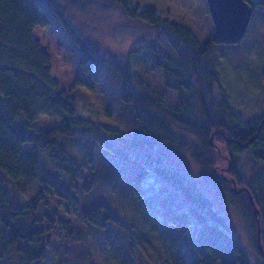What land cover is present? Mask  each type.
<instances>
[{"label":"trees","instance_id":"obj_1","mask_svg":"<svg viewBox=\"0 0 264 264\" xmlns=\"http://www.w3.org/2000/svg\"><path fill=\"white\" fill-rule=\"evenodd\" d=\"M168 1L192 8L197 0ZM248 1L253 13L264 10V0ZM92 4L102 11L119 6L130 20L151 26L166 39L178 60L166 56L155 38L145 46L154 54L151 68H163V84L176 91L174 104L141 72L131 69L126 55H100L83 35L74 16ZM40 24L70 38L67 51L75 69L110 90L126 128L78 114L73 97L49 86V55L38 48L32 35ZM215 43H219L215 33L201 41L191 26L171 20L156 7H141L130 0H0V264H11L13 253L18 264H40L45 259L49 238L58 231V211L46 209L51 191L67 202L82 223L100 229L111 224L127 227L108 205L79 210L72 189H63L40 165L38 149L47 151L52 169L71 180L82 179L83 162L93 164L99 148L132 166L134 192L140 196L154 192L172 224L180 229L199 225L202 261L198 264H264L257 238L260 218L264 250V114L251 118L232 106L220 79ZM81 80L86 82V76ZM42 115L59 118V122L39 129L36 121ZM60 136L88 146L84 161L59 142ZM163 144L189 149L192 161L206 177L220 182L221 190L231 183L222 175L218 178L215 166L223 169L220 161L229 162L227 171L237 184L245 185L229 195L246 221L256 263L228 231L226 217L197 180L167 161L160 149ZM245 153L252 163L248 172L241 166ZM35 187L39 188L37 195L25 201L26 191ZM252 201L260 210L258 215ZM59 235L62 255L81 264H96L75 230ZM183 253L174 255L176 264H196Z\"/></svg>","mask_w":264,"mask_h":264},{"label":"rangeland","instance_id":"obj_2","mask_svg":"<svg viewBox=\"0 0 264 264\" xmlns=\"http://www.w3.org/2000/svg\"><path fill=\"white\" fill-rule=\"evenodd\" d=\"M130 1L141 7H156L171 20L191 26L201 41L209 40L215 33L207 0H197L192 8L168 0ZM74 17L83 35L100 55H126L133 71L141 72L155 89L165 94L169 103H175L176 91L163 84V68H151L154 54L151 48L145 46L155 38L159 49L166 56L178 60L174 49L163 36L157 35L151 26L139 20L131 21L119 6L102 11L100 7L92 4L83 11L76 12ZM32 35L38 42V48L49 55L51 71L48 84L52 89L64 91L73 97L78 114L114 127H127L118 114V101L111 99L110 90L103 89L94 78L75 69L73 59L67 51L71 45L70 38L64 33L54 34L45 24L35 27ZM214 52L218 58L220 79L229 94L232 106L248 117L261 118L264 114V10L257 9L253 13L247 34L240 42L215 43ZM84 76L86 82L81 80ZM58 122L59 118L42 115L36 121V127L46 130ZM59 142L68 146L75 157L84 161L87 145L65 136H60ZM160 149L170 164L189 172L197 180L214 206L226 217L228 231L256 263L254 244L246 221L229 195L231 191L237 193L233 189L234 181L237 188L245 185L237 184L235 177L227 171L229 162L220 161L224 173L223 169L215 166L218 178L222 175V178L231 183L221 190L220 182L206 177L200 165L192 161L189 149L170 144H163ZM38 154L40 165L46 167L50 178L63 189H72L79 210L105 204L127 225L126 228H119L111 224L100 229L82 223L67 202L51 191L52 198L46 209L58 211L59 215L55 217L58 231L54 230L49 238L45 248L46 257L40 264H81L75 258L61 254L63 239L59 234L65 235L70 229L83 237L96 264H176L174 255L177 252H184L183 255L193 263L202 261L199 225L196 228L189 226L188 230L180 229L163 215L162 202L154 192L137 195L131 179L133 168L124 159L99 148L95 152L93 164L83 162V178L71 180L63 172L51 168L47 151L38 149ZM251 165L247 154H243V169L248 172ZM38 192V187L29 189L23 198L25 201L30 200ZM10 257L11 264H18L19 258L16 254L13 253Z\"/></svg>","mask_w":264,"mask_h":264},{"label":"water","instance_id":"obj_3","mask_svg":"<svg viewBox=\"0 0 264 264\" xmlns=\"http://www.w3.org/2000/svg\"><path fill=\"white\" fill-rule=\"evenodd\" d=\"M210 15L215 27L216 39L221 43H238L247 33L253 15V6L248 0H207ZM234 181V180H233ZM245 187L237 188L234 181L233 189L238 193ZM255 214L260 210L252 201ZM258 218V243L262 252L261 227Z\"/></svg>","mask_w":264,"mask_h":264}]
</instances>
